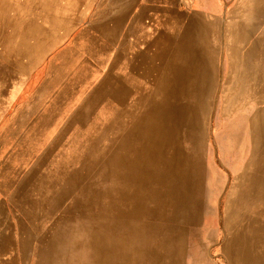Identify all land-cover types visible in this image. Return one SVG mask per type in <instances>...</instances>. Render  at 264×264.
Instances as JSON below:
<instances>
[{"label": "rangeland", "instance_id": "obj_1", "mask_svg": "<svg viewBox=\"0 0 264 264\" xmlns=\"http://www.w3.org/2000/svg\"><path fill=\"white\" fill-rule=\"evenodd\" d=\"M130 1L0 0V264H264V0Z\"/></svg>", "mask_w": 264, "mask_h": 264}, {"label": "crops", "instance_id": "obj_2", "mask_svg": "<svg viewBox=\"0 0 264 264\" xmlns=\"http://www.w3.org/2000/svg\"><path fill=\"white\" fill-rule=\"evenodd\" d=\"M131 1L129 2V4H131ZM129 11H131V7H130ZM113 260L115 261L114 264H131V263L134 264V262H129V260H131V259H129L128 257H124L123 259L120 258V260H118L115 256ZM118 261H119V263H118Z\"/></svg>", "mask_w": 264, "mask_h": 264}, {"label": "bare ground", "instance_id": "obj_3", "mask_svg": "<svg viewBox=\"0 0 264 264\" xmlns=\"http://www.w3.org/2000/svg\"><path fill=\"white\" fill-rule=\"evenodd\" d=\"M191 122V121H190Z\"/></svg>", "mask_w": 264, "mask_h": 264}]
</instances>
